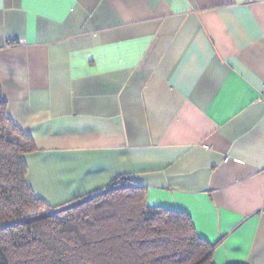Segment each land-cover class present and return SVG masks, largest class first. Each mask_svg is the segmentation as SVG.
<instances>
[{"label": "crops", "instance_id": "crops-1", "mask_svg": "<svg viewBox=\"0 0 264 264\" xmlns=\"http://www.w3.org/2000/svg\"><path fill=\"white\" fill-rule=\"evenodd\" d=\"M0 88L39 197L127 176L264 264V0H0Z\"/></svg>", "mask_w": 264, "mask_h": 264}, {"label": "trees", "instance_id": "trees-1", "mask_svg": "<svg viewBox=\"0 0 264 264\" xmlns=\"http://www.w3.org/2000/svg\"><path fill=\"white\" fill-rule=\"evenodd\" d=\"M0 88V264H214L187 212L147 203L127 176L53 206L27 181L36 144Z\"/></svg>", "mask_w": 264, "mask_h": 264}]
</instances>
